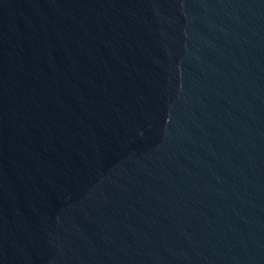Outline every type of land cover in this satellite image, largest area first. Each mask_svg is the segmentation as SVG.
Instances as JSON below:
<instances>
[{
  "label": "water",
  "instance_id": "water-1",
  "mask_svg": "<svg viewBox=\"0 0 264 264\" xmlns=\"http://www.w3.org/2000/svg\"><path fill=\"white\" fill-rule=\"evenodd\" d=\"M0 264H264V0H0Z\"/></svg>",
  "mask_w": 264,
  "mask_h": 264
}]
</instances>
